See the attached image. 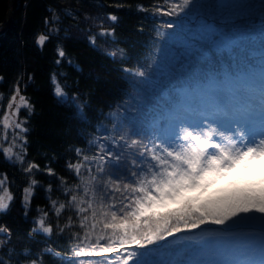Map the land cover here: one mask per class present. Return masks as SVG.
I'll return each mask as SVG.
<instances>
[{
  "label": "trees",
  "instance_id": "1",
  "mask_svg": "<svg viewBox=\"0 0 264 264\" xmlns=\"http://www.w3.org/2000/svg\"><path fill=\"white\" fill-rule=\"evenodd\" d=\"M161 2L12 0L11 23L0 34V114L18 78H21L20 94L28 99L31 109L26 107L19 112L27 129L23 134L27 141L23 164L5 160L0 120V178L7 175L5 186L15 197L9 208L0 212V227L11 232L10 242L0 245V257L8 264H16L17 260L19 264H30L32 259L42 264H67L73 258L71 253L77 242L68 229L60 233L56 224L59 221L63 225L74 212L63 210L57 218L51 201H65L64 188L78 183L67 165L78 159L75 148H86L89 140L105 135L98 130L100 125L111 131L115 120L145 118L158 91L170 84L183 87L188 81L191 87L206 79L210 72L217 75L226 70L245 72L250 65L264 64V0H195L187 19L181 18L182 25L169 35L170 30L164 25L176 17L154 15L153 5ZM50 9L57 10L61 20L46 28L44 20L51 16ZM8 10L9 0H0V29ZM109 14L117 20L107 19ZM206 21L211 24L210 29L205 27ZM48 28H56L58 32L49 35ZM156 29L160 30L159 36ZM40 34L49 35L43 46L36 43ZM160 41H164L160 64L152 71L150 84L138 91L132 83L138 78L126 69L136 68L138 60L147 63L144 54L154 50ZM58 48L65 52L63 58L58 56ZM53 73L59 74L61 85H66L68 97L75 94V101L57 98L51 81ZM77 106L83 108L82 113ZM29 162L39 165V170H33L31 175L23 171ZM48 168L54 175L48 174ZM31 179L38 184L26 208L23 189ZM61 180L65 183L61 184ZM2 191L0 187V195ZM181 202L173 208L180 207ZM41 209L49 212L51 234L31 231ZM78 230L77 221V227L71 231ZM182 235L180 242L169 238L156 246L152 257L155 264H230L243 259L241 255L230 254L238 247L218 243L224 242L219 239L220 231L210 230L200 239L191 238L189 233ZM5 239L0 235V240ZM213 241L217 242L210 246ZM83 247L87 251L90 246L85 243ZM45 249L52 252L45 253ZM114 256L109 253L103 258L93 255L73 259L76 264H107Z\"/></svg>",
  "mask_w": 264,
  "mask_h": 264
},
{
  "label": "snow or ice",
  "instance_id": "2",
  "mask_svg": "<svg viewBox=\"0 0 264 264\" xmlns=\"http://www.w3.org/2000/svg\"><path fill=\"white\" fill-rule=\"evenodd\" d=\"M194 2L162 0L153 5L154 15L176 17L165 23L170 30L167 35L175 33L182 25L181 17H186ZM64 11L71 14L70 9ZM50 12L51 16L44 20L46 28L61 20L57 10L50 9ZM107 19L115 21L117 17L109 14ZM205 27L210 29L211 24L206 21ZM48 32L52 35L58 29L48 28ZM156 32L159 36L160 30ZM49 35H38L36 43L43 46ZM163 42L144 54L147 63L138 60L136 68L126 69L138 78L132 81L138 91L152 81V71L160 64ZM57 54L60 58L65 56L60 48ZM173 59L180 60L174 56ZM58 75L51 76L55 95L75 101V94L68 97L64 90L66 85L59 83ZM20 79L2 117L3 139L7 140L8 130L13 133L12 143L2 152L5 160L23 164L27 155L23 134L27 129L23 127L25 121L13 117H18L22 108L31 109V105L20 94ZM187 82L183 87L170 84L160 89L145 118L115 120L111 131L100 125L98 130L105 135L89 140L86 148L74 149L78 159L67 167L78 183L64 188L65 201H51L57 218L63 210L74 212L63 225L59 221L56 224L60 233L68 229L71 238L76 240L71 253L73 258L93 255L103 258L113 253L114 258L107 260V264H155L152 257L157 245L178 234L216 225L220 226L219 239L224 241L240 235L260 237L259 259L253 258L256 248L248 243L230 253L243 257L230 264H264V228L248 229L243 233L228 228L237 220H264V187L236 189L223 197L200 203L184 198L180 207L169 206L186 192L201 189L216 177L264 160V64L250 65L245 72L226 70L222 75L210 72L206 79L191 87ZM77 108L83 112L82 107ZM15 148L19 151H14ZM33 170H39L34 162L23 168L30 175ZM47 171L54 175L51 168ZM6 183L8 178L4 174L0 178L4 193L0 195V212L6 211L15 198ZM64 183L61 180V184ZM37 184V180L31 179L29 186L23 189L24 207L30 204ZM39 211L41 215L33 221L35 227L31 231L51 234L53 225L49 212ZM77 221L79 230L71 231L77 227ZM0 235L6 237L0 240V245L10 242L11 232L7 227H0ZM85 243L90 246L87 251L83 247ZM51 252L45 249V253ZM73 258L67 264H76ZM0 264H8V261L0 257ZM30 264H42V261L32 259Z\"/></svg>",
  "mask_w": 264,
  "mask_h": 264
},
{
  "label": "rangeland",
  "instance_id": "3",
  "mask_svg": "<svg viewBox=\"0 0 264 264\" xmlns=\"http://www.w3.org/2000/svg\"><path fill=\"white\" fill-rule=\"evenodd\" d=\"M10 97L4 103L2 112L0 114L1 123H2V117L4 114V110L7 109V104H8V100L10 99ZM17 101H18V97H17ZM13 119L24 121L20 117L19 114H18V117H13ZM23 127L25 128V123L23 124ZM3 136H4V133H3ZM12 140H13V133L11 130H8L7 140H4V139L2 140V145H1L2 149L9 147V145L12 143ZM17 143H19V141H17ZM14 151H19V149L15 148ZM249 186H255L257 188L264 187V160L255 161L249 167L240 168L234 172H229L223 176L216 177L212 179V181L208 183L205 187L201 189L190 190L186 192L184 194V197H181L179 201L172 203L169 206L170 207L177 206L181 201H183L184 198H193L194 201L199 202V203L205 202V201H211L219 197H223L236 189L246 188ZM3 194L4 193L2 191L1 195ZM251 222L256 223L260 226H264V220H262L261 218H256L254 220H248V219L237 220L229 225L236 224V223L243 224V223H251ZM215 242L217 241L210 242L209 243L210 246L211 244H214ZM218 243H223L233 249H236L237 247H238L237 249H239L245 246L246 244L251 243L256 248V256L253 258L259 259V250L261 247V240L259 236L251 237L249 235L247 236L240 235L236 239H233L230 241H224V242L220 241ZM236 259H240V257Z\"/></svg>",
  "mask_w": 264,
  "mask_h": 264
},
{
  "label": "water",
  "instance_id": "4",
  "mask_svg": "<svg viewBox=\"0 0 264 264\" xmlns=\"http://www.w3.org/2000/svg\"><path fill=\"white\" fill-rule=\"evenodd\" d=\"M11 3L12 0H9V10L7 12L6 18H5V24L4 26L0 29V34L4 33L7 28L9 27L10 23H11Z\"/></svg>",
  "mask_w": 264,
  "mask_h": 264
}]
</instances>
